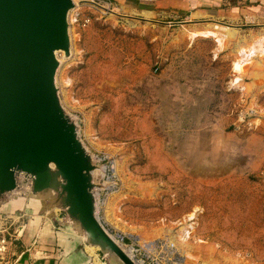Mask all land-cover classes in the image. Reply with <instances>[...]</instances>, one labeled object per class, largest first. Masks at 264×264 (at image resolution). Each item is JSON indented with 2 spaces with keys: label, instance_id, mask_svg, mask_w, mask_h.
I'll return each instance as SVG.
<instances>
[{
  "label": "rangeland",
  "instance_id": "1",
  "mask_svg": "<svg viewBox=\"0 0 264 264\" xmlns=\"http://www.w3.org/2000/svg\"><path fill=\"white\" fill-rule=\"evenodd\" d=\"M74 1L56 85L107 230L150 264H264V24ZM21 182L0 201V264L50 258L69 236L66 211Z\"/></svg>",
  "mask_w": 264,
  "mask_h": 264
},
{
  "label": "water",
  "instance_id": "2",
  "mask_svg": "<svg viewBox=\"0 0 264 264\" xmlns=\"http://www.w3.org/2000/svg\"><path fill=\"white\" fill-rule=\"evenodd\" d=\"M74 7V0H0V201L24 177L31 195L66 211L77 244L97 247L104 264H139L99 217L98 166L56 85L57 52H71Z\"/></svg>",
  "mask_w": 264,
  "mask_h": 264
},
{
  "label": "crops",
  "instance_id": "3",
  "mask_svg": "<svg viewBox=\"0 0 264 264\" xmlns=\"http://www.w3.org/2000/svg\"><path fill=\"white\" fill-rule=\"evenodd\" d=\"M123 9H130L127 12L139 14L151 20L170 18V20L190 19L189 22L197 23L210 22L216 17H241L242 14L247 21L261 22L264 24V0H245V6L231 4L226 7V0H119ZM122 1V2H121ZM127 1L131 5L126 4ZM247 1H250L249 3ZM134 4V5H133ZM177 18V19H176ZM262 24V25H263ZM250 26H253L250 25ZM264 36V35H263ZM261 45H264L262 37ZM59 231H57L58 233ZM62 248L52 257L36 260L30 264H103L105 259L96 247L77 244L71 235L66 236L59 233ZM90 249L94 251H90ZM91 256L92 262L88 259ZM103 261V262H102Z\"/></svg>",
  "mask_w": 264,
  "mask_h": 264
},
{
  "label": "bare ground",
  "instance_id": "4",
  "mask_svg": "<svg viewBox=\"0 0 264 264\" xmlns=\"http://www.w3.org/2000/svg\"><path fill=\"white\" fill-rule=\"evenodd\" d=\"M57 55H58V58L60 57V51L57 52ZM59 208L56 207V211H58ZM156 242H147L145 243L144 245L146 246V248L148 249H152V250H155L156 249V245H155ZM92 247V246H91ZM94 247V246H93ZM97 248V247H96ZM130 252H133L134 251V248L133 247H130L129 248ZM103 262V261H102ZM94 264H96V257L94 258ZM104 264V262H103Z\"/></svg>",
  "mask_w": 264,
  "mask_h": 264
},
{
  "label": "built area",
  "instance_id": "5",
  "mask_svg": "<svg viewBox=\"0 0 264 264\" xmlns=\"http://www.w3.org/2000/svg\"><path fill=\"white\" fill-rule=\"evenodd\" d=\"M124 237V236H123ZM134 248V252L136 253V248L134 246H132ZM138 250V249H137ZM150 258V257H148ZM138 263L139 264H150V262H148L146 259L142 258V259H137ZM151 264H161L160 262L156 261V262H153Z\"/></svg>",
  "mask_w": 264,
  "mask_h": 264
}]
</instances>
